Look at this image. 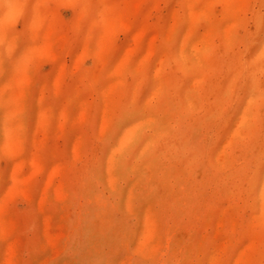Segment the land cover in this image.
I'll return each instance as SVG.
<instances>
[{
    "label": "rangeland",
    "instance_id": "obj_1",
    "mask_svg": "<svg viewBox=\"0 0 264 264\" xmlns=\"http://www.w3.org/2000/svg\"><path fill=\"white\" fill-rule=\"evenodd\" d=\"M263 59L264 0H0V264H264Z\"/></svg>",
    "mask_w": 264,
    "mask_h": 264
},
{
    "label": "bare ground",
    "instance_id": "obj_2",
    "mask_svg": "<svg viewBox=\"0 0 264 264\" xmlns=\"http://www.w3.org/2000/svg\"><path fill=\"white\" fill-rule=\"evenodd\" d=\"M89 3H90V2H89ZM110 4H111V3H110ZM144 7H145V6H144ZM149 7H152V6H149ZM149 7H148V9H149ZM260 8H261V7H260ZM251 10H253V9H251ZM256 10H257V8H256ZM135 11H136V10H135ZM146 11H147V9H146ZM85 13H86V11H85ZM228 13H229V12H228ZM257 13H258V12H257ZM259 13H260V12H259ZM261 13H262V11H261ZM133 14H134V13H133ZM147 14H148V13H147ZM143 15H144V14H143ZM75 16H76V15H75ZM257 16H258V14H257ZM257 16H255V17H257ZM261 16H262V15H261ZM131 17H133V16H131ZM228 17H229V16H228ZM140 18H141V16H140ZM142 19H143V18H142ZM251 19H252V17H251ZM254 19H255V18H254ZM261 19H262V18H261ZM73 20H74V19H73ZM133 20H134L135 22H137V21L140 20V19H139L138 16H136V18H134ZM134 21H133V22H134ZM256 21H257V20H256ZM260 21H261V20H260ZM139 22H140V21H139ZM73 23H74V22H73ZM256 23H257V22H256ZM261 23H262V22H261ZM74 24H75V23H74ZM140 24H141V22H140ZM137 25H138V24H137ZM258 25H260V24H258ZM75 26L77 27V25H75ZM77 28H78V27H77ZM218 29H219V28H218ZM219 30H220V29H219ZM246 30H247V28H246ZM220 31H221V30H220ZM221 33H222V31H221ZM237 33H238V32H237ZM247 33H249V32H247ZM250 34H251V33H250ZM162 36H163V35H162ZM174 36H175V35H174ZM213 36H214V35H213ZM163 37H164V36H163ZM163 37H162V38H163ZM171 37H172V39H170V40L173 41L174 38H173V36H171ZM241 37H242V36H241ZM212 39H214V38H212ZM163 41H164V40H163ZM213 41H214V40H213ZM220 41H221V40H220ZM242 41H243V40H242ZM249 41H250V40H249ZM255 41H256V40H255ZM257 41H258V40H257ZM238 42H239V41H238ZM251 42H252V41H251ZM80 43H81V42H80ZM166 43L169 44V43H171V42L168 40ZM222 43H223V42H222ZM236 43H237V42H236ZM253 43H254V42H253ZM77 44H78V43H77ZM77 44H76V45H77ZM212 44H213V43H212ZM256 44H257V42H256ZM117 45H118V44H117ZM161 45H162V44H161ZM161 45H160V46H161ZM213 45H214V44H213ZM213 45H212V47H213ZM164 46H165V44H164ZM231 46H232V45H231ZM241 46H242V45H241ZM115 47H116V46H115ZM226 47H227V46H226ZM236 47H237V46H236ZM111 48H112V47H111ZM119 48H120V47H119ZM157 48H158V47H157ZM166 48H167V46H166ZM171 48H172V47H171ZM115 49H116V48H115ZM159 49H160V48H159ZM209 49H210V48H209ZM225 49H226V48H225ZM243 49H244V48H243ZM246 49H247V48H246ZM109 50H110V49H109ZM117 50H118V49H117ZM167 50H168V49H167ZM175 50H176V49H175ZM110 51H111V50H110ZM110 51H108V52H110ZM156 51L158 52V49H157ZM112 52H113V51H112ZM159 52H160V51H159ZM166 52H167V51H166ZM228 52H229V51H228ZM234 52H235V51H234ZM234 52H233V54H234ZM245 52H246V51H245ZM204 53H205V52H204ZM240 53H241V52H240ZM175 54H177V53L175 52ZM206 54H207V53H206ZM202 55H203V54H202ZM254 55H255V54H254ZM238 56H239V55H238ZM239 57H240V56H239ZM176 58H177V57H176ZM188 58H189V57H188ZM203 58H204V57H203ZM245 58H246V57H245ZM177 59H178V58H177ZM233 59H234V58H233ZM111 60H112V59H111ZM172 60H173V59H172ZM203 60H204V59H203ZM230 60H231V59H230ZM230 60H229V61H230ZM249 60H250V59H249ZM179 61H180V60H179ZM224 61H225V60H224ZM258 61H260V60H258ZM263 61H264V59H263ZM52 62H53V61H52ZM165 62H166V61H165ZM165 62H164V63H165ZM170 62H171V61H170ZM227 62H228V61H227ZM230 62H231V61H230ZM94 63H95V62H94ZM110 63H111V62H110ZM129 63H130V62H129ZM179 63H180V62H179ZM210 63H211V62H210ZM232 63H233V62H232ZM249 63L251 64V62H249ZM255 63H256V62H255ZM260 63H261V62H260ZM150 64H151V63H150ZM181 64H182V63H181ZM181 64H180V65H181ZM225 64H226V63H225ZM250 64L248 65L249 67L247 68L246 76L242 77V78H244V83H243L244 86L250 85V83L252 82V80H254V78H253L252 75H253V72H254V67H255V66L257 67L258 64H257V65H254V64L252 63V64L254 65V67H253V65H250ZM53 65H54V64H53ZM53 65H52V66H53ZM83 65H84V64H83ZM210 65H211V64H210ZM228 65H230L229 62H228V64H227V66H228ZM234 65H235V64H234ZM239 65H240V63H239ZM243 65H244V64H243ZM90 66H91V65H90ZM106 66H107V65H106ZM128 66H129V65H128ZM163 66H164V65H163ZM168 66H169V65H168ZM214 66H215V65H214ZM110 67H111V66H110ZM145 67H146V66H145ZM145 67H144V68H145ZM149 67H150V66H149ZM164 67H165V66H164ZM170 67H171V66H170ZM177 67H178V66H177ZM42 68H43V67H42ZM99 68H100V67H99ZM108 68H109V66H108ZM126 68H127V67H126ZM227 68H228V67H227ZM232 68H233V67H232ZM232 68H231V69H232ZM234 68H235V66H234ZM83 69H84V68H83ZM93 69H94V67H93ZM231 69H229V71H230ZM87 70H88V69H87ZM91 70H92V69H90V71H91ZM108 70H109V69H107V72H108ZM127 70H128V69H127ZM130 70H131V69H130ZM173 70H174V69H173ZM178 70H179V69H178ZM238 70H239V69H238ZM259 70H260V67H259ZM259 70H258V71H259ZM83 71H85V70H83ZM99 71H100V69H99ZM175 71H176V69H175ZM255 71H256V70H255ZM44 72H45V71H44ZM87 72H88V71H87ZM107 72H106V74H107ZM127 72H128V71H127ZM163 72H164V71H163ZM167 72H169V71H167ZM200 72H201V71H200ZM203 72H204V71H203ZM227 72H228V71H227ZM227 72H226V73H227ZM236 72H237V71H236ZM47 73H48V72H47ZM50 73H51V72H50ZM50 73H49V74H50ZM77 73H78V72H77ZM77 73H76V74H77ZM108 73H109V72H108ZM125 73H126V72H125ZM138 73H139V72H138ZM143 73H144V72H143ZM150 73H151V72H150ZM182 73L184 74V72H182ZM185 73H186V72H185ZM187 73H188V72H187ZM187 73H186V74H187ZM211 73H212V72H211ZM214 73H215V71H214ZM237 73H238V72H237ZM239 73H240V72H239ZM239 73H238V74H239ZM42 74H44V73H42ZM42 74H41V75H42ZM83 74H84V73H83ZM90 74H91V73H90ZM97 74H98V73H97ZM139 74H140V73H139ZM161 74H162V73H161ZM174 74H175V73H174ZM186 74H185V76H186ZM204 74H205V73H204ZM238 74H237V75H238ZM74 75H75V74H74ZM124 75H125V74H124ZM132 75H133V73H132ZM170 75H172V74H170ZM213 75H214V74H213ZM231 75H232V74H231ZM75 76H76V75H75ZM80 76H82V75H80ZM105 76H106V75H105ZM105 76H104V78H105ZM137 76H138V75H137ZM162 76H163V75H162ZM173 76H174V75H173ZM216 76H217V75H216ZM76 77H77V76H76ZM86 77H87V76H86ZM89 77H90V76H89ZM96 77H97V76H96ZM122 77H123V76H122ZM138 77H139V76H138ZM143 77H144V76H143ZM163 77H165V76H163ZM167 77H168V76H167ZM186 77H187V76H186ZM186 77H185V79H186ZM101 78H102V77H101ZM204 78H205V77H204ZM229 78H230V77H229ZM239 78H240V77H239ZM74 79H75V78H74ZM86 79H87V78H86ZM105 79H106V78H105ZM105 79H104V80H105ZM132 79H133V78H132ZM150 79H151V78H150ZM176 79H177V78H176ZM205 79H206V78H205ZM237 79H238V78H237ZM43 80H44V78H43ZM82 80H83V78H82ZM95 80H96V79H95ZM107 80H108V78H107ZM127 80H129V79H127ZM203 80H204V79H203ZM209 80H210V79H209ZM41 81H42V80H41ZM45 81H46V79H45ZM45 81H44V82H45ZM180 81H182V80H180ZM238 81H239V80H238ZM38 82H40V81H38ZM48 82H49V81H48ZM93 82H94V81H93ZM149 82H150V81H149ZM163 82H165V80H164ZM183 82H184V81H183ZM203 82H204V81H203ZM208 82H209V81H208ZM239 82H240V81H239ZM239 82H238V83H239ZM49 83H50V82H49ZM84 83H85V82H84ZM104 83H105V82H104ZM165 83H166V82H165ZM167 83H168V81H167ZM226 83H227V82H226ZM254 83H256V82H254ZM38 84H39V83H38ZM44 84H46V83H44ZM76 84H77V83H76ZM90 84H91V82H90ZM90 84H89V86H90ZM124 84H125V83H124ZM124 84H123V85H124ZM131 84H132V83H131ZM131 84H130V85H131ZM169 84H170V83H169ZM169 84H168V85H169ZM182 84L184 85V83H182ZM182 84H181V85H182ZM200 84H201V83H200ZM200 84H198V85H200ZM210 84H211V82H210ZM252 84H253V83H252ZM84 85H87V84H84ZM123 85H122V86H123ZM170 85H171V84H170ZM183 85H182V86H183ZM208 85H209V83H208ZM233 85H234V84H233ZM51 86H52V85H51ZM67 86H68V84H67ZM67 86H66V85L64 86L65 89H66ZM98 86H99V85L97 84V88H98ZM216 86H218V85L216 84ZM241 86H242V85H241ZM250 86H251V85H250ZM258 86H259V85H258ZM37 87H38V86H37ZM92 87H93V86H92ZM99 87H100V86H99ZM123 87H124V86H123ZM129 87H130V86H129ZM129 87L126 88L127 91H130V90H128ZM137 87H138V86H137ZM145 87H147V86H145ZM167 87H168V86H167ZM209 87H210V86H209ZM209 87H208V88H209ZM211 87H212V86H211ZM211 87H210V88H211ZM223 87L225 88V86H223ZM231 87H232V86H231ZM119 88H120V86H119ZM173 88H174V87H173ZM236 88H237V87H236ZM244 88H245V87H244ZM58 89H59V87H58ZM74 89H75V88H74ZM76 89H77V88H76ZM123 89H124V88H123ZM177 89H178V88H177ZM230 89H231V88H230ZM260 89H261V88H260ZM62 90H63V89H62ZM66 90H67V89H66ZM118 90H119V89H118ZM172 90H173V89H172ZM201 90H202V89H201ZM205 90H206V89H205ZM205 90H204V91H205ZM261 90H262V89H261ZM76 91H77V90H76ZM95 91H96V90H95ZM95 91H94V92H95ZM122 91H123V90H122ZM165 91H168V90L165 89ZM173 91H174V90H173ZM199 91H200V90H199ZM208 91H209V90H208ZM208 91H207V92H208ZM219 91H220V90H219ZM238 91H239V90H238ZM240 91H241V90H240ZM51 92H52V90H51ZM59 92H60V91H59ZM59 92H58V93H59ZM72 92H73V91H72ZM78 92H81V91H78ZM78 92H77V93H78ZM179 92H181V90H179ZM212 92H213V89H212ZM215 92H217V91H215ZM220 92H221V91H220ZM243 92L245 93L246 91H243ZM73 93H74V92H73ZM95 93H96V92H95ZM222 93H223V92H222ZM222 93H221V94H222ZM56 94H57V93H56ZM62 94H63V93H62ZM62 94H61V95H62ZM122 94H123V93H122ZM138 94H139V93H138ZM138 94H137V95H138ZM170 94H171V93H170ZM175 94H176V93H175ZM177 94H178V92H177ZM205 94H206V93H205ZM217 94H218V93H217ZM226 94H227V93H225L224 95H226ZM231 94H232V93H231ZM72 95H73V94H72ZM96 95H98V94L96 93ZM128 95H129V94H127V96H128ZM137 95H136V96H137ZM193 95H194V94H193ZM200 95H201V94H200ZM222 95H223V94H222ZM59 96H60V95H59ZM59 96H58V97H59ZM73 96H74V98H76L77 95L74 94ZM121 96H122V95H121ZM121 96H120V97H121ZM151 96H152V95H151ZM162 96H163V95H162ZM170 96H171V95H170ZM178 96H179V95H178ZM204 96H205V95H204ZM218 96H219V95H218ZM231 96H232V95H231ZM231 96H230V97H231ZM238 96H239V95H238ZM241 96H244V95H241ZM241 96H240V97H241ZM129 97H130V96H128V99H129ZM172 97H173V95H172ZM175 97H176V96H175ZM207 97H208V96H207ZM225 97H226V96H225ZM240 97H239V98H240ZM263 97H264V96H263ZM61 98H62V97H61ZM69 98H70V96H69ZM69 98H68V96H67V99H69ZM72 98H73V97H72ZM98 98H99V97H98ZM121 98H122V97H121ZM177 98H178V97H177ZM180 98H182V96H180ZM180 98H179V99H180ZM201 98H202V96H201ZM222 98H223V97H222ZM222 98H221V99H222ZM239 98H238V99H239ZM58 99H59V98H58ZM70 99H71V98H70ZM77 99H79V97H78ZM136 99H137V98H136ZM136 99H135V101H136ZM140 99H141V98H140ZM144 99H146V97H145ZM144 99H143V100H144ZM172 99H173V98H172ZM230 99H231V98H230ZM257 99H258V98H257ZM71 100H72V99H71ZM129 100H130V99H129ZM158 100H159V98H158ZM175 100H176V99H175ZM228 100H229V99H228ZM239 100L241 101V99H239ZM260 100H261V99H260ZM57 101H58V100H57ZM140 101H141V100H140ZM180 101H181V100H180ZM208 101H209V100H208ZM98 102H99V101H98ZM160 102H161V101H160ZM160 102H159V103H160ZM182 102H183V101H182ZM201 102L203 103L204 101H201ZM201 102H200V103H201ZM224 102H227V101H224ZM229 102H231V101H229ZM229 102H227V103H229ZM259 102H260V101H259ZM261 102H262V101H261ZM56 103H57V102H56ZM183 103H184V102H183ZM206 103H207V102H206ZM257 103H258V102H257ZM119 104H120V103H119ZM128 104H129V102H128ZM142 104H143V103H142ZM147 104H149V103H147ZM156 104H157V103H156ZM160 104H161V103H160ZM259 104H263V102H262V103H259ZM98 105H99V104H98ZM132 105H133V104H132ZM183 105H184V104H183ZM223 105H224V104H223ZM257 105H258V104H257ZM145 106H146V105H145ZM149 106H150V105H149ZM200 106H201V105H200ZM226 106H227V104H226ZM235 106H236V105H235ZM235 106H234V108H236ZM115 107H117V106H115ZM156 107H157V105H156ZM180 107H181V105H180ZM261 107H262V106H261ZM140 108H141V106H140ZM181 108H182V107H181ZM210 108H211V107H210ZM210 108H207V109H210ZM230 108H231V107H230ZM142 109H143V108H142ZM169 109H170V108H169ZM198 109H199V108H198ZM198 109H197V110H198ZM218 109H219V108H218ZM218 109H217V110H218ZM260 109H261V108H260ZM114 110H115V109H114ZM125 110H126V109H125ZM131 110H132V108H131ZM139 110H140V109H139ZM188 110H189V109H188ZM191 110H192V109H191ZM197 110H196V111H197ZM223 110H225V109H223ZM254 110H256V109H254ZM112 111H113V110H112ZM122 111H124V110L122 109ZM150 111H151V110H150ZM159 111H160V110H159ZM159 111H158V112H159ZM193 111H194V110H193ZM128 112H130V111L128 110ZM158 112H157V113H158ZM170 112H171V111H170ZM176 112H177V111H176ZM132 113H133V112H132ZM132 113H131V115H132ZM135 113H137L136 110H135L134 114H135ZM141 113H142V112H141ZM154 113H155V112H154ZM174 113H175V112H174ZM182 113H183V112H182ZM190 113H191V111H190ZM207 113H210V112H208V110H207V112H206L205 114H207ZM255 113H256V112H255ZM121 114H122V112H121ZM125 114H126V113H125ZM129 114H130V113H129ZM203 114H204V112H203ZM222 114H223V113H222ZM232 114H233V113H231V115H232ZM258 114H259V113H258ZM111 115H112V114H111ZM131 115H130V117H131ZM140 115H141V114H140ZM169 115H170V113H169ZM174 115H176V114H174ZM199 115H200V114H199ZM128 116H129V115H128ZM137 116H138V115H137ZM158 116H159V115H158ZM172 116H173V115H172ZM172 116L170 115V117H172ZM176 116H177V115H176ZM201 116H202V115H201ZM111 117H112V116H111ZM124 117H125V115H124ZM163 117H165V116H163ZM251 117H252V116H251ZM251 117H250V118H251ZM260 117H261V116H260ZM116 118H117V117H116ZM118 118H119V117H118ZM118 118H117V120H118ZM127 118H128V117H126V119H127ZM133 118H134V117H133ZM174 118H175V117H174ZM194 118H195V117H194ZM196 118H197V117H196ZM196 118H195V119H196ZM228 118H229V117H228ZM123 119H124V118H123ZM123 119H122V120H123ZM171 119H173V118H171ZM252 119H253V118H252ZM117 120H115V122H117L116 124L119 123ZM142 120H143V119H142ZM201 120H202V119H201ZM253 120H255V119H253ZM261 120H262V119H261ZM261 120H260V121H261ZM49 121H50V120H49ZM49 121H48V122H49ZM179 121H180V120H179ZM188 121H189V120H188ZM222 121H223V119H222ZM260 121H258L259 124H261ZM115 122H114V123H115ZM191 122H193V121H191ZM196 122H197V121H196ZM196 122L194 121V123H196ZM201 122H202V121H201ZM212 122H213V121H212ZM225 122H226V121H225ZM225 122L223 123L224 125L226 124ZM111 123L113 124V122H111ZM150 123H151V122H150ZM174 123H175V122H174ZM177 123H178V122H177ZM217 123H218V122H217ZM249 123H251V122H249ZM256 123H257V121H256ZM48 124H49V123H48ZM175 124H176V123H175ZM181 124H182V123H181ZM196 124H197V123H196ZM114 125H115V124H114ZM189 125H190V122H189ZM251 125H252V124H251ZM193 126H194V125H193ZM254 126H255V125H254ZM256 126H257V125H256ZM249 127H250V126H249ZM257 127H258V126H257ZM116 128H117V127H116ZM176 128H177V125H176ZM254 128H255V127H254ZM258 128H259V127H258ZM55 129H56V127H55ZM57 129H58V128H57ZM141 129H142V126H141ZM144 129H145V128H144ZM151 129H152V128H151ZM174 129H175V128H174ZM184 129H185V128H184ZM186 129H187V128H186ZM186 129H185V130H186ZM195 129H196V127H195ZM199 129H200V127H199ZM202 129H203V128H202ZM209 129H210V126H209ZM214 129H215V128H214ZM182 130H183V129H182ZM224 130H225V129H224ZM253 130H254V129H253ZM253 130H251V131H253ZM63 131H64V130H63ZM112 131H113V130H112ZM140 131H141V130H140ZM144 131H146V130H144ZM150 131H151V130H150ZM172 131H173V130H172ZM183 131H184V130H183ZM61 132H62V131H61ZM181 132H182V131H181ZM191 132H192V131H191ZM223 132H224V131H223ZM263 132H264V131H263ZM65 133H66V132H65ZM139 133H141V132H139ZM170 133H172V132H170ZM183 133H184V132H183ZM243 133H247V134H248L249 132H248V130H247V132H243ZM254 133H256V132H254ZM254 133H253V134H254ZM108 134H109V133H108ZM209 134H210V133H209ZM216 134H218V133H216ZM247 134H246V135H247ZM56 135H57V134H56ZM62 135H63V134H62ZM144 135H145V134H144ZM106 136L109 138L108 135H106ZM138 136H139V135H138ZM141 136H142V134H141ZM161 136H163V134H162ZM182 136H183V134H182ZM176 137H177V136H176ZM186 137H187V136H186ZM189 137L191 138V136H189ZM253 137H255V136H253ZM184 138H185V137H184ZM184 138H182V139H184ZM187 138H188V137H187ZM190 138H189V140H190ZM211 138H212V137H211ZM211 138H208V139H211ZM217 138H218V137H217ZM244 138H245V137H244ZM255 138H256V137H255ZM261 138H262V137H261ZM58 139H59V137H58ZM66 139H67V137H66ZM109 139H110V138H109ZM251 139H252V138H251ZM257 139H258V138H257ZM262 139H263V138H262ZM139 140H140V138H139ZM139 140H138V141H139ZM189 140L187 139V141H189ZM193 140H196V139H193ZM215 140H216V138H215ZM218 140H219V139H218ZM108 141H109V140H108ZM158 141H159V139H158ZM184 141H185V140H184ZM155 142H156V141H155ZM214 142H215V141H214ZM214 142H213V143H214ZM133 143H135V142H133ZM185 143H186V142H185ZM208 143H209V142H208ZM210 143H211V142H210ZM255 143H256V142H255ZM152 144H153V143H152ZM188 144H189V143H188ZM193 144H198V143H193ZM236 144H237V143H236ZM236 144H235V145H236ZM155 145H156V144H155ZM180 145H181V144H180ZM185 145H186V144H185ZM208 145H209V144H208ZM256 145H257V144H256ZM60 146H61V145H60ZM66 146H67V145H66ZM164 146H165V145H164ZM171 146H172V145H171ZM237 146H238V145H237ZM237 146H236V147H237ZM240 146H241V145H240ZM61 147H62V146H61ZM92 147H93V146H92ZM192 147H193V146H192ZM54 148H55V147H54ZM151 148H153V147H151ZM157 148H158V147H157ZM198 148H199V147H198ZM234 148H235V146H234ZM66 149H67V148H66ZM142 149H143V148H142ZM149 149H150V148H149ZM169 149H170V148H169ZM241 149H243V148H241ZM255 149H256V148H255ZM131 150H132V149H131ZM173 150H174V148H173ZM183 150H184V149H183ZM199 150H200V149H199ZM199 150H198V151H199ZM233 150H234V149H233ZM54 151H55V149H54ZM94 151H95V150H94ZM156 151H157V150H156ZM156 151H155V152H156ZM159 151H160V150H159ZM194 151H195V150H194ZM198 151H197V153H199ZM211 151H212V150H211ZM211 151H210V153H212ZM235 151H238V150H235ZM256 152H259V155H260V156H264V144H263V145L258 149V151H256ZM45 153H46V152H45ZM55 153H56V152H55ZM153 153H154V152H153ZM194 153H195V152H194ZM197 153H196V154H197ZM234 153H235V152H234ZM53 154H54V153H53ZM93 154H94V153H93ZM128 154H129V153H128ZM161 154H162V153H161ZM161 154H160V155H161ZM189 154H190V153H189ZM200 154H201V153H200ZM204 154H205V153H204ZM48 155H49V154H48ZM50 155H51V154H50ZM67 155H68V154H67ZM86 155H87V154H86ZM169 155H170V153H169ZM175 155H176V154H175ZM175 155H174V156H175ZM182 155H183V154H182ZM202 155H203V154H202ZM92 156H94V155H92ZM125 156H126V155H125ZM250 156H252V155H250ZM254 156H256V155H254ZM257 156H258V155H257ZM45 157H46V156H45ZM52 157H53V155H52ZM161 157H163V156H161ZM161 157H160V158H161ZM258 157H259V156H258ZM100 158H101V156H100ZM167 158H168V157H167ZM193 158H195V157H193ZM50 159H51V158H50ZM52 159H53V158H52ZM164 159H165V158H164ZM164 159H163V160H164ZM249 159H250V157H249ZM249 159H248V160H249ZM251 159H252V158H251ZM48 160H49V159H48ZM186 160H187V159H186ZM190 160H191V158H190ZM192 160H194V159H192ZM204 160H205V159H204ZM257 160H258V159H257ZM89 161H90V160H89ZM91 161H92V160H91ZM201 161H202V160H201ZM211 161H212V159H211ZM168 162H169V161H168ZM168 162H167V163H168ZM194 162H196V161L194 160ZM199 162H200V161H199ZM233 162H234V160H233ZM190 163H191V162H190ZM197 163H198V162H197ZM248 163H249V162H248ZM250 163H251V161H250ZM73 164H74V163H73ZM185 164H186V163H185ZM188 164H189V163H188ZM188 164H186V165H188ZM195 164H196V163H195ZM204 164H205V163H204ZM207 164H208V162H207ZM244 164H245V163H244ZM255 164H256V163H255ZM79 165H80V164H79ZM98 165H99V164H98ZM171 165H172V164H171ZM173 165H174V164H173ZM248 165H249V164H248ZM72 166H73V165H72ZM72 166H70V167H72ZM75 166H76V165H75ZM75 166H74V167H75ZM81 166H82V165H81ZM90 166H91V165H90ZM93 166H94V165H93ZM163 166H164V165H163ZM167 166H168V164H167ZM216 166H217V165H216ZM67 167H68V166H67ZM99 167H100V166H99ZM184 167H185V165H184ZM210 167H211V166H210ZM217 167H218V166H217ZM247 167H249V166H247ZM247 167H245V169H246ZM86 168H87V166H86ZM195 168H197V167L195 166ZM203 168H204V167H203ZM212 168H213V167H212ZM239 168H240V167H239ZM66 169H67V168H66ZM74 169H75V168H74ZM77 169H78V168H77ZM90 169H91V168H90ZM90 169H89V170H90ZM159 169H160V168H159ZM179 169H180V167H179ZM214 169H216V168H214ZM259 169H261V168H259ZM67 170H68V169H67ZM79 170H81V169H79ZM98 170H99V169H98ZM98 170H97V171H98ZM175 170H176V168H175ZM175 170H174V171H175ZM186 170H187V169H186ZM189 170H190V168H189ZM217 170H218V169H217ZM234 170H235V169H234ZM237 170H238V169H237ZM243 170H244V169H243ZM100 171H101V170H100ZM100 171H99V172H100ZM179 171H180V170H179ZM187 171H188V170H187ZM254 171L256 172L257 169H255ZM70 172H71V171H70ZM99 172H98V173H99ZM188 172H190V171H188ZM192 172H193V171H192ZM246 172H247V171H246ZM258 172H259V170H258ZM95 173H96V171H95ZM177 173H178V172H177ZM177 173H175V174H177ZM200 173H201V172H200ZM206 173H207V172H206ZM220 173H221V172H220ZM235 173H236V172H235ZM252 173H254V172L252 171ZM68 174H69V173H68ZM73 174H74V172H73ZM77 174H79V172L76 173V175H77ZM81 174H82V173H81ZM89 174H90V173H89ZM89 174H88V175H89ZM161 174H162V173H161ZM188 174H189V173H188ZM201 174H202V173H201ZM233 174H234V173H233ZM233 174H232V175H233ZM247 174H248V173H247ZM96 175H97V174H96ZM220 175H221V174H220ZM238 175H239V174H238ZM78 176H79V175H78ZM83 176H84V175H83ZM160 176H161V175H160ZM194 176H196V175H194ZM199 176H200V175H199ZM203 176H205V175H203ZM70 177H71V176H70ZM70 177H69V178H70ZM95 177H98V176H95ZM161 177H162V176H161ZM189 177H190V175H189ZM225 177H226V176H225ZM237 177H238V176H237ZM237 177H236V179H237ZM239 177H240V176H239ZM74 178H76V177H74ZM78 178H80V176H79ZM184 178H185V177H184ZM197 178H198V177H197ZM222 178H223V177H222ZM80 179H81V178H80ZM199 179H200V178H199ZM218 179H219V178H218ZM75 180H76V179H75ZM97 180H98V179H97ZM97 180H96V181H97ZM185 180H186V179H185ZM201 180H202V179H201ZM209 180H210V179H208V181H209ZM243 180H244V179H243ZM249 180H250V179H249ZM77 181H78V180H77ZM80 181H81V180H80ZM190 181H191V179H190ZM193 181H196V180L194 179ZM202 181H204V180H202ZM256 181H258V180H256ZM212 182H213V181H212ZM243 182H244V181H243ZM99 183H100V182H99ZM183 183H184V181H183ZM195 183H196V182H195ZM198 183H200V182H198ZM204 183H205V182H204ZM218 183H219V182H218ZM201 184H202V183H201ZM206 184H207V183H206ZM219 184H221V183H219ZM233 184H234V183H233ZM242 184H243V183H242ZM71 185H72V184H71ZM82 185H83V184H82ZM102 185H103V184H102ZM189 185H190V184H189ZM194 185H195V184H194ZM198 185H199V184H198ZM225 185H226V184H224V186H225ZM254 185H255V184H254ZM98 186H100V185H98ZM183 186H184V185H183ZM199 186L201 187V185H199ZM209 186H210V185H209ZM232 186H233V185H232ZM234 186H235V185H234ZM252 186H253V185H252ZM252 186H251V187H252ZM57 187H58V186H57ZM79 187H80V186H79ZM200 187H199V188H200ZM213 187H215V186H213ZM226 187H227V186H226ZM251 187H250V188H251ZM76 188H77V187H76ZM205 188H206V187H205ZM216 189H217V187H216ZM223 189H224V188H223ZM255 189H256V188H255ZM188 190H189V188H188ZM199 190H200V189H199ZM213 190H214V189H213ZM239 190H240V189H239ZM249 190H250V189H249ZM61 191H63V190H61ZM71 191H72V190H71ZM71 191H69V192H71ZM194 191H195V189H194ZM225 191H226V190H225ZM207 192H208V191H207ZM207 192H206V193H207ZM216 192H218V190H216ZM255 192H256V191H255ZM218 193H219V192H218ZM224 193H225V192H224ZM79 194H80V193H79ZM79 194H78V195H79ZM207 194H208V193H207ZM236 194H237V193H236ZM255 194H256V193H255ZM145 195H146V194H145ZM147 195H148V193H147ZM193 195L197 196L196 194H192V196H193ZM74 196H75V195H74ZM74 196H73V197H74ZM94 196H95V195H94ZM188 196H189V195H188ZM190 196H191V193H190ZM198 196H199V195H198ZM203 196H204V195H203ZM203 196H202V197H203ZM209 196H210V194H209ZM209 196H208V197H209ZM214 196H215V195H214ZM214 196H213L212 198H215ZM225 196H227V195H225ZM253 196H255V195H253ZM79 197H81V196H79ZM193 197H194V196H193ZM202 197H201V198H202ZM210 197H211V196H210ZM240 197H241V196H240ZM57 198H58V196H57ZM95 198H96V197H95ZM144 198H145V197H144ZM195 198H196V197H195ZM252 198H253V197H252ZM79 199H80V198H79ZM85 199H86V198H85ZM89 199H90V198H89ZM196 199H198V198H196ZM199 199H200V198H199ZM241 199H242V198H241ZM28 200H30V199H28ZM26 201H27V200H26ZM79 201H80V200H78V202H79ZM183 201H184V200H183ZM188 201H189V200H188ZM191 201H192V200H191ZM194 201H195V200H194ZM194 201H193V202H194ZM205 201H207V199H206ZM213 201H214V200H213ZM181 202H182V201H181ZM193 202H192V203H193ZM245 202H246V201H245ZM29 203H30V202H29ZM117 203L119 204V201H118ZM201 203H202V202H201ZM249 203H251V202H249ZM31 204H32V203H31ZM183 204H185V203L183 202ZM183 204H181V207H182ZM190 204H191V203H190ZM193 204H195V203H193ZM193 204H192V205H193ZM50 205L53 206V207H56V201L51 200ZM79 205H80V204H79ZM177 205L180 206L179 204H177ZM187 205H188V203H187ZM187 205H185V206H187ZM196 205H197V204H196ZM198 205H199V203H198ZM202 205H203V204H202ZM80 206H81V205H80ZM167 206H168V205H167ZM193 206H195V205H193ZM193 206H192V207H193ZM211 206H212V205H211ZM164 207H165V206H164ZM172 207H173V206H172ZM189 207H190V206H189ZM189 207H188V208H189ZM170 208H171V207H170ZM182 208H183V207H182ZM186 208H187V207H186ZM203 208H205V207H203ZM249 208H250V207H249ZM81 209H82V208H81ZM93 209H94V208H93ZM93 209H92V210H93ZM162 209H163V208H162ZM166 209H167V208H166ZM184 209H185V208H184ZM184 209H183V210H184ZM189 209H191V208H189ZM191 210H192V209H191ZM191 210H190V211H191ZM196 210H197V208H196ZM202 210H203V209H202ZM42 211H43V210L40 209L39 212H36L37 214H36V213H35V214L39 217V216L42 214ZM25 212H26V211H25ZM178 212H179V211H178ZM180 212H181V211H180ZM183 212L185 213V212H186V209H185V211H183ZM200 212H201V211H200ZM26 213H27V212H26ZM192 213H193V212H192ZM170 214H171V213H170ZM182 214H183V213H182ZM185 214H186V213H185ZM185 214H184V215H185ZM187 214H188V212H187ZM193 214H196V213H193ZM193 214H191V215H193ZM197 214H198V212H197ZM36 215H35V216H36ZM171 215H173V214H171ZM177 215H178V214H177ZM184 215H183V216H184ZM202 215H203V213H202ZM162 216H163V215H162ZM164 216H165V215H164ZM188 216H189V215H188ZM167 217H168V216H167ZM173 217H174V218L169 217V219H168L167 221L169 222L170 220H173V223H172L171 226L174 228L177 224L180 223V219H177V218H176L177 216H176V217L173 216ZM184 217H187V216L185 215ZM205 217H206V216H205ZM164 219H165V217H164ZM182 219H183V218H182ZM185 219H187V218H185ZM185 219H184V221L186 222ZM190 219H191V216H190ZM28 220H29V219H28ZM193 220H194V219H193ZM195 220H196V218H195ZM34 221H36L35 218H34ZM29 222H30V221H29ZM163 222H164V221H163ZM87 223H88V222H87ZM192 223H193V222H192ZM194 223H195V222H194ZM163 224H164V223H163ZM188 224H189V223H188ZM190 224H191V223H190ZM20 225H21V224H20ZM196 225H197V224H196ZM16 226H17V225H16ZM27 227H28V226H27ZM186 227H187V226H186ZM189 227H190V226H189ZM17 228H18V232H19V229H20V228H19L18 226H17ZM32 228H33V227H32ZM87 228H88V227H87ZM26 229H27V228H26ZM82 229H83V228H82ZM185 229H186V228H185ZM189 229H190V228H189ZM85 230H86V228H85ZM173 230H174V229H173ZM186 230H188V229H186ZM127 231H128V230H127ZM189 231H191V230H189ZM162 232H163V231H162ZM172 232H173V231H172ZM170 234H171V233H170ZM185 234H188V233L186 232ZM163 235H164V234H163ZM31 236H32V234H31ZM122 236H123V235H122ZM126 236H127V235H126ZM126 236H125V237H126ZM168 237H169V236H168ZM28 238H29V237H28ZM170 238H171V237H170ZM167 242H168V241H167ZM183 242H184V241H183ZM263 244H264V243H263ZM263 246H264V245H263ZM152 248H153V245H152ZM171 248H172V247H171ZM171 248H170V250H171ZM263 248H264V247H263ZM167 249H168V248H167ZM179 249H180V248H179ZM260 250H261V249H260ZM262 251H263V250H261V252H262ZM169 252H170V251H169ZM172 253H173V252L171 251V255L169 256L168 259H166V260H168L170 263H174V261H175V259H176V255H175V254H172ZM177 253H178V252H177ZM256 253H257V252H256ZM263 253H264V251H263ZM160 255H161V254H160ZM177 256H178V255H177ZM157 258H158V257H157ZM157 258H156V259H157ZM177 259H178V258H177ZM161 260H162V258H161ZM161 260H160V261H161ZM176 261H177V260H176ZM157 262H158V261H157ZM259 262H260V261H259Z\"/></svg>",
    "mask_w": 264,
    "mask_h": 264
}]
</instances>
